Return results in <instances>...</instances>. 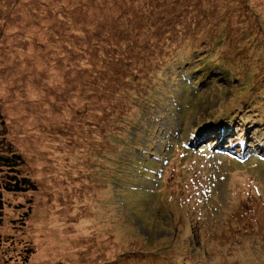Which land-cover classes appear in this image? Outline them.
I'll return each mask as SVG.
<instances>
[{
  "label": "rangeland",
  "instance_id": "1",
  "mask_svg": "<svg viewBox=\"0 0 264 264\" xmlns=\"http://www.w3.org/2000/svg\"><path fill=\"white\" fill-rule=\"evenodd\" d=\"M0 113V264H264V0H0Z\"/></svg>",
  "mask_w": 264,
  "mask_h": 264
},
{
  "label": "trees",
  "instance_id": "2",
  "mask_svg": "<svg viewBox=\"0 0 264 264\" xmlns=\"http://www.w3.org/2000/svg\"><path fill=\"white\" fill-rule=\"evenodd\" d=\"M5 129V120L0 113V222L5 208L9 206L5 196L36 190V182L29 175L21 173L22 157L6 139Z\"/></svg>",
  "mask_w": 264,
  "mask_h": 264
}]
</instances>
